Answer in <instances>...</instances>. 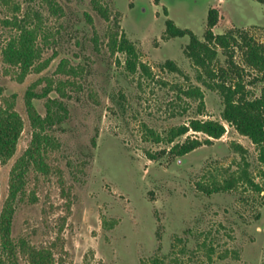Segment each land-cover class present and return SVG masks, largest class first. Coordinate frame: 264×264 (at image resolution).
Here are the masks:
<instances>
[{"label":"rangeland","instance_id":"obj_1","mask_svg":"<svg viewBox=\"0 0 264 264\" xmlns=\"http://www.w3.org/2000/svg\"><path fill=\"white\" fill-rule=\"evenodd\" d=\"M55 2L61 14L50 13L47 0H0V102L11 101L23 121L13 156L0 162V213L10 170L32 138L25 91L34 82L35 92L50 82L54 88L33 99L42 116H54L45 129L53 139L44 155L47 171L27 168L14 201V254L0 245V264H29L21 242L49 250L52 264H264L257 147L221 120L220 94L202 84L201 69L184 53L189 37L164 35L170 18L203 40L207 11L215 7V34L232 31L239 37L243 31L264 44V0H100L108 18L91 0ZM14 16L40 26L37 62L49 59L23 81L1 56L16 33L4 20ZM114 34L134 44L146 72L131 71L125 55L111 51ZM230 51L218 48L215 68L230 66ZM231 54L244 68L246 89L257 95L259 75L244 66L239 45ZM167 60L180 71L168 69ZM61 62L75 73H63ZM192 86L203 94L200 112L199 100L183 93ZM192 118L220 120L226 131L183 156L160 153L166 145L154 142L149 130L163 135ZM187 135L206 138L201 132ZM229 181L230 189L213 190Z\"/></svg>","mask_w":264,"mask_h":264},{"label":"trees","instance_id":"obj_2","mask_svg":"<svg viewBox=\"0 0 264 264\" xmlns=\"http://www.w3.org/2000/svg\"><path fill=\"white\" fill-rule=\"evenodd\" d=\"M261 1V0H259ZM50 13L58 15L62 13L61 8L55 0H47ZM93 8L104 18H108L107 9L100 3V0H91ZM18 9V7L16 8ZM39 19V18H38ZM219 19V11L211 7L207 11L206 30L203 40L188 28L177 26L170 18L165 20L164 35L167 38L187 35L188 43L184 47L185 55L201 69L204 80L202 84L212 90L218 91L223 101L221 120L231 125L239 134L247 137L258 151V161L262 168L258 171V177L264 182V44L255 41L247 33L239 31V37L232 31L215 34L213 27ZM16 30L11 35L1 49V56L4 62L18 68L17 79L23 81L24 77L31 71L40 72L45 68L49 59L37 62L41 57V48L37 40L41 34L38 24L26 23L16 16L12 19L4 20ZM239 45L242 49L243 64L246 68L255 71L256 81L263 84L257 95L246 89L242 82V71L232 60L233 47ZM112 52L118 51L125 55V64L131 71L142 69L147 71L146 65L138 59V52L132 42L124 34H114L110 41ZM220 48L224 52H229L230 66L227 68L214 67L217 58V50ZM168 69L180 71L171 60L164 64ZM59 69L63 73H73V68L64 70L61 64ZM75 73V72H74ZM231 79V81L229 80ZM38 82L32 83L25 91L24 103L27 115L32 128V138L28 147L19 156L10 170L8 197L0 213V245L1 248L14 254L15 244L10 238L12 218L14 213V201L22 192L25 183V174L29 165H33L42 172L47 171L44 155L48 148L53 145V139L45 133V129L52 123L53 114L46 113L42 116L33 104V99L46 97L52 88V83L35 92L34 86ZM63 84V82H61ZM56 89V88H55ZM59 93L63 90L57 87ZM187 98L199 100L198 111L203 108V94L198 86H192L183 91ZM220 120L192 118L186 123L171 126L163 135L149 130V135L154 142H161L166 145L160 153H167L172 156H183L200 145L211 143V138L219 139L226 131L224 123ZM23 121L18 112L14 109L13 103L8 99L0 102V162L8 161L14 154L16 144L22 131ZM189 131L201 132L206 138L199 140L196 137L188 136ZM182 141L176 139L184 136ZM150 158L154 156L149 154ZM245 181L257 191H262V186L252 179L244 177ZM233 185L232 181L222 187H215L214 191L227 190ZM264 195V194H263ZM21 251L27 256L29 264H52V254L47 249H37L27 246L21 242ZM154 264L158 261L154 260Z\"/></svg>","mask_w":264,"mask_h":264}]
</instances>
